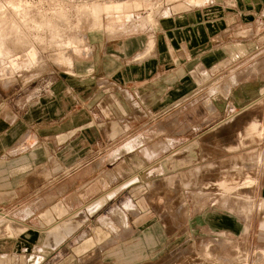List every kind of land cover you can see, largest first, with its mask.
Returning <instances> with one entry per match:
<instances>
[{
    "label": "crops",
    "instance_id": "0c3cea01",
    "mask_svg": "<svg viewBox=\"0 0 264 264\" xmlns=\"http://www.w3.org/2000/svg\"><path fill=\"white\" fill-rule=\"evenodd\" d=\"M153 37L148 56L133 36L35 98L0 88V264H212L202 245L264 232L260 208L208 207L202 190L231 182L198 201L183 171L221 176L225 151L259 149L264 195V144L221 128L264 116V0L186 7Z\"/></svg>",
    "mask_w": 264,
    "mask_h": 264
},
{
    "label": "rangeland",
    "instance_id": "374dc122",
    "mask_svg": "<svg viewBox=\"0 0 264 264\" xmlns=\"http://www.w3.org/2000/svg\"><path fill=\"white\" fill-rule=\"evenodd\" d=\"M207 1L0 0V88L35 98L37 94L46 92L45 89L49 88L55 77L74 76L76 68L87 69L89 62L99 61L105 52L114 53L125 40L133 36L142 39L145 46L136 57L148 56L154 45L153 30L162 16ZM149 41L153 42L151 47ZM25 77L32 78L28 81L30 85L28 82L24 84ZM26 87L28 90L24 91ZM257 115L253 117L256 120L252 121L248 131L243 130L247 129L249 122L240 117L223 124L221 128H239L240 140H255L259 145L262 142V146L264 116L257 118ZM258 150L254 154L233 152L236 153L234 157L228 156L230 152L225 151L221 164L223 170L221 176L219 173L217 177L209 171L206 178L204 176L201 180L202 172L196 164L186 166L183 171L186 185L190 187L188 191L198 200V192L206 182L226 180L231 183L235 181L236 185L240 179H252L255 183L240 189L239 194V191L231 192L235 185L226 182L220 185L226 195L224 197L216 193L221 192L217 185L202 191H208V207L223 208L230 214L232 208H241L247 217L251 216L248 212L253 213L254 209L260 208V214L264 215V195L257 194L255 200L253 198L258 181V166L254 168L249 164L260 155ZM195 151L198 152L197 149ZM231 194L241 198H233ZM252 198L250 202L246 200ZM214 200L218 201L212 204ZM247 237L250 244L245 242ZM221 239L224 240H219L211 247L202 245V248L206 247L202 252L204 262L264 264V232L260 228L250 230L249 234L241 233L239 241H233L227 234Z\"/></svg>",
    "mask_w": 264,
    "mask_h": 264
},
{
    "label": "bare ground",
    "instance_id": "6f19581e",
    "mask_svg": "<svg viewBox=\"0 0 264 264\" xmlns=\"http://www.w3.org/2000/svg\"><path fill=\"white\" fill-rule=\"evenodd\" d=\"M94 8V7H93ZM96 9V8H95ZM254 128V127H253ZM264 254V253H263Z\"/></svg>",
    "mask_w": 264,
    "mask_h": 264
}]
</instances>
